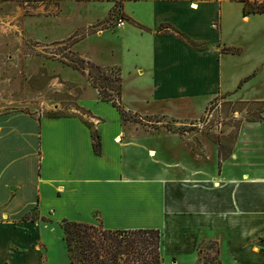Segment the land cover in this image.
I'll list each match as a JSON object with an SVG mask.
<instances>
[{
	"label": "crops",
	"instance_id": "0c3cea01",
	"mask_svg": "<svg viewBox=\"0 0 264 264\" xmlns=\"http://www.w3.org/2000/svg\"><path fill=\"white\" fill-rule=\"evenodd\" d=\"M76 1L43 0L55 11ZM244 1L85 0L88 22L113 8L126 20L104 32L109 60L87 56L95 42L83 49L126 73L120 110L95 97L81 115L0 113V264H41L24 257L39 256L46 228L97 219L158 230L164 264H204L203 251L264 264V12L244 13ZM218 95L262 103L228 148L187 128Z\"/></svg>",
	"mask_w": 264,
	"mask_h": 264
},
{
	"label": "rangeland",
	"instance_id": "374dc122",
	"mask_svg": "<svg viewBox=\"0 0 264 264\" xmlns=\"http://www.w3.org/2000/svg\"><path fill=\"white\" fill-rule=\"evenodd\" d=\"M49 4L43 0H0V113L23 111L34 117L81 115L86 111L80 104L95 97L111 100L120 109L117 91L121 85L122 92V76L126 78V73L121 76L116 66L92 63L83 52L95 42L87 56L104 62L110 59L114 39L104 32H116L118 11L113 8L103 20L88 22L90 8L85 0L59 2L57 11ZM100 28L102 37L93 38L100 34ZM261 109L259 102L232 101L218 95L199 127L189 124L187 128L189 132L200 129L228 148L239 122L258 118ZM121 112L129 120L139 116ZM150 119L160 123L166 120L160 115ZM95 225L102 226L99 219ZM44 239L39 256L29 253L24 258L41 264H69L60 225L46 228ZM211 255L207 251L200 253L201 262L217 264Z\"/></svg>",
	"mask_w": 264,
	"mask_h": 264
},
{
	"label": "trees",
	"instance_id": "16d2710c",
	"mask_svg": "<svg viewBox=\"0 0 264 264\" xmlns=\"http://www.w3.org/2000/svg\"><path fill=\"white\" fill-rule=\"evenodd\" d=\"M243 12H264V3L245 0ZM117 93L120 97L121 85ZM93 139L97 151V135L93 134ZM60 227L69 264H164L159 250L160 233L156 229H105L101 225L68 220H62Z\"/></svg>",
	"mask_w": 264,
	"mask_h": 264
},
{
	"label": "built area",
	"instance_id": "2783aa9c",
	"mask_svg": "<svg viewBox=\"0 0 264 264\" xmlns=\"http://www.w3.org/2000/svg\"><path fill=\"white\" fill-rule=\"evenodd\" d=\"M125 23H126L125 18L120 13L117 12L116 17H115V24H114L115 28L122 27ZM98 30H100L99 32L102 31L101 28Z\"/></svg>",
	"mask_w": 264,
	"mask_h": 264
}]
</instances>
